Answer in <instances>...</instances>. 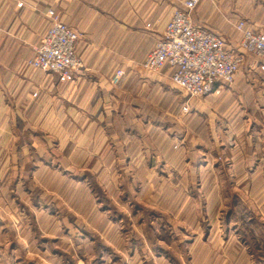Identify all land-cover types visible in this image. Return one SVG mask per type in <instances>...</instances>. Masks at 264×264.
Wrapping results in <instances>:
<instances>
[{
    "label": "crops",
    "instance_id": "1",
    "mask_svg": "<svg viewBox=\"0 0 264 264\" xmlns=\"http://www.w3.org/2000/svg\"><path fill=\"white\" fill-rule=\"evenodd\" d=\"M181 1L0 0V208L20 242L0 264H264L247 249L264 237V73L187 99L167 65L144 68ZM49 7L80 33L71 81L26 63ZM240 18L264 28V0L192 13L229 48Z\"/></svg>",
    "mask_w": 264,
    "mask_h": 264
},
{
    "label": "built area",
    "instance_id": "2",
    "mask_svg": "<svg viewBox=\"0 0 264 264\" xmlns=\"http://www.w3.org/2000/svg\"><path fill=\"white\" fill-rule=\"evenodd\" d=\"M199 1L182 0L181 6L173 9L142 63L151 71H160L167 65L171 69L170 80L184 91L187 99L216 91L215 84L233 83L249 53L254 56L250 66L264 73V28L248 27L244 20L238 19L233 26L240 38L235 48H229L223 37L193 24L192 13ZM21 4L17 2L18 6ZM45 15L47 26L26 63L33 69L54 73L59 82L71 81L83 67L76 50L80 33L68 26L53 8H47ZM146 25L150 27V23ZM122 74L121 68L114 69L110 82L118 83ZM32 94L35 96L36 92ZM187 99L180 107V116L189 112ZM177 144L175 140L174 146Z\"/></svg>",
    "mask_w": 264,
    "mask_h": 264
},
{
    "label": "rangeland",
    "instance_id": "3",
    "mask_svg": "<svg viewBox=\"0 0 264 264\" xmlns=\"http://www.w3.org/2000/svg\"><path fill=\"white\" fill-rule=\"evenodd\" d=\"M180 6H181V3L176 7H180ZM247 59L250 60V63H251L252 60L254 59V56L251 55L250 53L247 54L246 60L241 65L239 71L243 69L244 67L250 65V63L249 64L247 63ZM200 97H204V96H200ZM179 115H181L180 110H179ZM5 211L0 208V260H2L3 247H19V243H20L19 236H17L14 230V229H17V227L14 226V222H13V219H14L13 216L15 214H18V210L16 208H14V210H11L10 208L7 207ZM250 240H251L250 247H247V249L249 251L251 259L252 260H264V237L251 235Z\"/></svg>",
    "mask_w": 264,
    "mask_h": 264
}]
</instances>
